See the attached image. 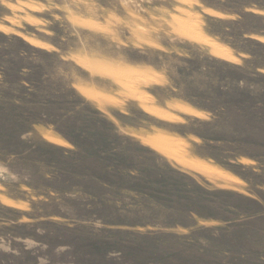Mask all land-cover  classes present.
<instances>
[{"label": "rangeland", "instance_id": "rangeland-1", "mask_svg": "<svg viewBox=\"0 0 264 264\" xmlns=\"http://www.w3.org/2000/svg\"><path fill=\"white\" fill-rule=\"evenodd\" d=\"M0 264H264V0H0Z\"/></svg>", "mask_w": 264, "mask_h": 264}, {"label": "bare ground", "instance_id": "bare-ground-1", "mask_svg": "<svg viewBox=\"0 0 264 264\" xmlns=\"http://www.w3.org/2000/svg\"><path fill=\"white\" fill-rule=\"evenodd\" d=\"M150 139L153 140V141H155V142L158 141L157 138H150ZM163 139H164V138H163ZM166 139L168 140V138H166ZM167 140H166V142L163 140V141L165 142V145H166V143H168ZM164 142H163V144H164ZM173 142H174V140H173ZM157 143H158V142H157ZM159 143H160V142H159ZM170 144H172V143H170ZM173 144H175V143H173ZM167 147H168V144H167ZM173 147H174V145H173Z\"/></svg>", "mask_w": 264, "mask_h": 264}]
</instances>
